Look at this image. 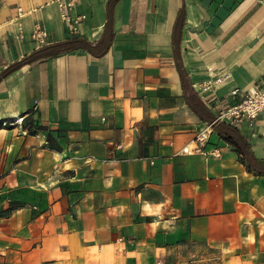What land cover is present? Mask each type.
Returning <instances> with one entry per match:
<instances>
[{
	"label": "crops",
	"instance_id": "crops-1",
	"mask_svg": "<svg viewBox=\"0 0 264 264\" xmlns=\"http://www.w3.org/2000/svg\"><path fill=\"white\" fill-rule=\"evenodd\" d=\"M108 1L0 0V264H264V112L184 149L264 79V0Z\"/></svg>",
	"mask_w": 264,
	"mask_h": 264
},
{
	"label": "built area",
	"instance_id": "built-area-1",
	"mask_svg": "<svg viewBox=\"0 0 264 264\" xmlns=\"http://www.w3.org/2000/svg\"><path fill=\"white\" fill-rule=\"evenodd\" d=\"M61 7L62 16L67 23L70 31L77 32L79 29V24L83 19L81 13H74L75 0H58ZM33 36L40 39V41L45 42L46 32L45 28L41 25H37L34 29ZM220 78L212 79L209 78L204 83L203 88L206 90H216V82ZM232 95L238 97V100L231 104H224L218 107L215 118L207 123V125L202 128L193 140V144L188 143L184 146L187 151L195 150L208 153L206 144L209 141V132L211 131V126L217 122L227 121L235 124H239L244 120H256L258 116L264 112V79L259 80L246 90L234 89ZM24 121V116H16L12 120L3 118L0 120L2 124H22ZM27 132V129L23 130Z\"/></svg>",
	"mask_w": 264,
	"mask_h": 264
},
{
	"label": "trees",
	"instance_id": "trees-1",
	"mask_svg": "<svg viewBox=\"0 0 264 264\" xmlns=\"http://www.w3.org/2000/svg\"><path fill=\"white\" fill-rule=\"evenodd\" d=\"M117 0H109L108 1V13H109V17H108V22L106 25H109L112 23L113 21V9H114V4L116 3ZM184 14H185V10L182 7L180 9L178 18L176 20V28L177 26L180 24H183V20H184ZM102 42L99 41L97 44L94 45V43L90 40H88L87 38L81 37L79 35H74L72 37H69L65 40L62 41H58L56 43H53L50 46H46L43 47L42 49L36 51L34 53V56L32 58H30L29 60H34L38 57L44 56V55H50V54H57L59 52L68 50L70 48L76 47V46H84L86 48H90L92 50H94L96 47H99L100 44ZM17 65H12L8 70L5 71V73L9 70H12L13 68H15ZM181 67V65H180ZM181 74H182V79L184 82V85L186 87V89L188 88V83L189 80L186 77V73L184 71V69L181 67ZM2 75H0L1 78ZM192 106L196 107L198 104L201 103V99L198 97L197 94H193L192 95ZM238 150L241 152L242 157H248L254 161H257V158L249 151V149L246 151L245 148L239 147L238 145ZM250 165V164H249ZM251 166V165H250Z\"/></svg>",
	"mask_w": 264,
	"mask_h": 264
}]
</instances>
